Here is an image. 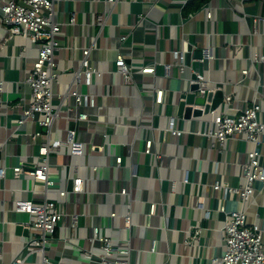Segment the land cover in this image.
<instances>
[{"label": "crops", "instance_id": "0c3cea01", "mask_svg": "<svg viewBox=\"0 0 264 264\" xmlns=\"http://www.w3.org/2000/svg\"><path fill=\"white\" fill-rule=\"evenodd\" d=\"M210 10L212 19L207 18ZM54 20L62 25L61 48L55 53L62 75L53 87L58 117L44 129L39 115L19 124L31 102L25 80L37 58V44L11 37L0 14V169L6 171L0 175V264L21 257L26 264H41L40 256L25 247L33 217L18 212L17 203L45 199L63 203L67 211L46 248V255L59 264H94L103 254L96 229L112 240L114 257L127 264H212L225 250L226 213L243 208L235 193L213 187L245 185L243 166L251 145L244 134L223 145L205 135L214 130L212 112L186 118L180 102L191 92L195 51L209 48L213 58L203 62V75L210 88L234 95L230 114L238 115L263 98L264 64L253 63L252 55L264 47V0H56ZM89 48L102 75L86 87L76 82L75 73ZM118 55L130 66V81L116 71ZM177 55L184 56L183 69L176 67ZM148 66H155L156 73L143 74L141 67ZM244 69L248 75L242 74ZM159 88L165 90L160 105L155 102ZM75 90L94 96L96 106L79 109L71 95ZM225 108L222 103L217 109ZM80 111L92 121L79 120ZM259 116L264 122V103ZM171 120L183 132L180 137L170 133ZM69 131L76 133L82 153L75 155L69 147L51 152L53 187L28 175L14 177L15 167L31 169L41 163V143L64 141ZM37 132L42 137L34 139ZM150 140L153 149L147 154ZM261 141L264 164V134ZM75 179H82V193L73 192ZM151 205H156L152 215ZM244 208L248 223L264 231V189L259 184Z\"/></svg>", "mask_w": 264, "mask_h": 264}, {"label": "built area", "instance_id": "2783aa9c", "mask_svg": "<svg viewBox=\"0 0 264 264\" xmlns=\"http://www.w3.org/2000/svg\"><path fill=\"white\" fill-rule=\"evenodd\" d=\"M56 0H1L0 14L5 28L10 36H24L29 38L33 43L37 44L38 55L32 68L27 72L26 84L31 89V102L20 118L19 124H25L29 119H36L37 115L41 117L38 120L39 125L44 129H49L54 120L58 117V113L53 108L55 93L54 85L59 81L61 73L57 71V63L55 53L61 48V23L54 20V4ZM117 0H107V3H115ZM186 3V1H182ZM207 18L212 19L213 13L210 10ZM74 21V19H73ZM91 49L83 51L81 67L75 73L76 82L90 87L93 84L95 76L100 77L102 73L90 60ZM200 62H207L213 58L211 49H206ZM180 61L176 64L178 69L184 67V56L177 55ZM253 63L264 64V47L258 53L252 55ZM116 71L125 76L130 81L131 69L126 63L123 55H118L115 61ZM169 70V67H166ZM143 74H155L156 67H141ZM249 70H242V74L248 75ZM197 79L192 81L193 84L199 86L197 93L200 97L207 98L210 93H216L218 88H210L209 81L204 75L194 72ZM2 83L0 82V91ZM71 95L75 99L77 107H95L96 99L92 95L81 94L77 90L72 91ZM164 89H156L155 102L160 105L164 102ZM234 101L232 93L224 96L223 103L225 108L219 112L215 109L213 114L214 130L205 133L207 136H213L222 145L225 144L235 134H244L246 140L251 145L248 151V159L243 166V176L245 185L237 188L229 185H214V191L225 190L227 193H235L243 208L240 210L230 211L226 213L225 206L221 207V211L227 214V220L223 229V237L225 242V250L220 257H215L212 264H264V231L258 224L248 223V217L245 205L253 198V195L259 184L264 189V164L262 163L263 152L261 151V136L264 134V122L260 120V112L263 110V98H256L252 104H247L238 115L228 112ZM205 109V106H201ZM78 119L86 122L92 121L89 114L80 111ZM170 133L173 137H180L182 131L175 127L174 120L170 121ZM42 137V133L37 132L33 135L34 139ZM62 147H69L73 154L82 153V144L76 140V133L69 131L68 138L64 141H45L39 145L38 157L41 163L31 169L23 167H15L14 177L21 178L25 175L33 177L36 180L45 183L47 188L55 185L50 177V168L48 157L51 152L57 151ZM153 149V141H148L146 145V153L151 154ZM159 156V154H158ZM122 159H117V164H121ZM6 171L0 169V175L4 177ZM133 176L137 174V165H133ZM74 193L83 192L82 179H75L73 184ZM127 194L126 189L121 191ZM59 194L64 198L67 192L60 191ZM203 202V201H202ZM63 203L55 200L45 199L40 202L19 201L17 203V211L27 213L33 217L29 228L32 232L30 239L25 241V247L31 255H39L41 264H59L58 261L46 255V248L56 229L67 216V211ZM203 207V203L199 205ZM156 212V205H151L150 215ZM208 215V212L205 213ZM115 216V214H112ZM126 223L130 226V217H126ZM199 231L195 233L193 240L198 236ZM95 239L100 241L103 254L94 264H127L119 258L114 257L115 248L112 240L101 235L98 229L95 230ZM191 242V241H190ZM189 242V243H190ZM155 250V249H153ZM86 255V253H83ZM91 258V256H89ZM26 259L21 257L14 261L13 264H26Z\"/></svg>", "mask_w": 264, "mask_h": 264}, {"label": "water", "instance_id": "95a60500", "mask_svg": "<svg viewBox=\"0 0 264 264\" xmlns=\"http://www.w3.org/2000/svg\"><path fill=\"white\" fill-rule=\"evenodd\" d=\"M202 51H195L194 53V60L195 62L192 63V68L195 72L203 75V63L200 62L203 58ZM193 79H197V75H193ZM199 86L197 84H192L191 92L182 95L181 102H180V112L184 113L186 118H190L191 116L200 117L203 116L205 113H209L221 106L224 100V92L219 91L217 93H210L207 98H203L197 95V90ZM193 106H205V109L195 108Z\"/></svg>", "mask_w": 264, "mask_h": 264}]
</instances>
